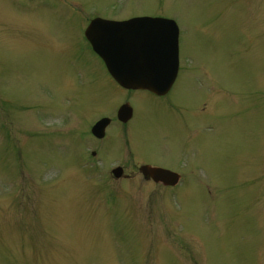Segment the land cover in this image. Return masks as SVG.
<instances>
[{
    "label": "rangeland",
    "instance_id": "rangeland-1",
    "mask_svg": "<svg viewBox=\"0 0 264 264\" xmlns=\"http://www.w3.org/2000/svg\"><path fill=\"white\" fill-rule=\"evenodd\" d=\"M155 15L180 30L175 104L207 121L165 202L83 179L55 148L109 87L64 27ZM152 102L135 106L148 149L181 165L184 129L150 131L174 120ZM0 264H264V0H0Z\"/></svg>",
    "mask_w": 264,
    "mask_h": 264
},
{
    "label": "flooded vegetation",
    "instance_id": "flooded-vegetation-1",
    "mask_svg": "<svg viewBox=\"0 0 264 264\" xmlns=\"http://www.w3.org/2000/svg\"><path fill=\"white\" fill-rule=\"evenodd\" d=\"M73 33H70L66 35L67 39L73 38ZM180 90L174 89V91H171V93L156 97L152 96L153 98V105L151 107V111L153 113H157L159 115H171L174 117V120L178 122V125H180L184 129V135L181 137L180 140V150L183 149L184 152H181V156L186 152V149H188L189 142H190V129H189V121L186 120L184 117H180L179 110L176 108L175 101L180 96ZM128 99L132 102L131 104L133 106L137 105V96L134 93H129L127 95ZM178 102V101H177ZM179 104V103H178ZM178 106V105H177ZM182 114L184 115V108L181 109ZM106 116L105 114L98 116L103 117ZM112 117V116H110ZM133 118L135 117V114L133 112ZM133 118H131L128 122L125 124H120L116 122H110L108 127L105 129V133L103 138L96 139L89 135L87 141L85 142V145L87 149L89 150V155L83 151V149L80 148L73 150L71 152V157L73 158L74 164L80 165V166H88L93 164V159H98L103 161L105 159V156H107V150H106V143H108V140L112 142V145L114 146L113 141L116 140L115 145H119L120 150L116 151V154L112 155L114 156V159L117 161L114 163L115 165L121 166L123 169L122 178L119 181H126V180H133L135 177H138L139 174L135 173L136 169L141 164H152L156 166H160L166 169H169L171 171H175L179 173V180L178 184L180 186H183V183L185 180L183 179L186 171L189 168V153L186 152L185 156L183 157V162L181 163H175L178 160V156L175 157L174 161H168L167 163H163L166 161H158V158L154 155L156 152L154 150L148 149L149 141L146 142L145 136L142 134V129L140 130V126L137 125L136 128L131 126L135 120L132 122ZM98 119V118H97ZM173 121V120H172ZM132 122V123H131ZM200 123V122H199ZM177 126L172 125L169 123V120H162V121H152V126L150 128V131L154 130V133L156 134V131L160 133V135H163L165 137L166 130L175 129ZM149 151L150 154L154 155L155 158H149V153L146 152ZM162 157V156H161ZM111 160L110 162H112ZM109 161H107V164ZM110 166H113L110 165ZM182 166V167H181ZM142 178L143 181L147 182L148 184H152V186L156 187H162L166 188L162 184L155 183L150 179Z\"/></svg>",
    "mask_w": 264,
    "mask_h": 264
},
{
    "label": "water",
    "instance_id": "water-1",
    "mask_svg": "<svg viewBox=\"0 0 264 264\" xmlns=\"http://www.w3.org/2000/svg\"><path fill=\"white\" fill-rule=\"evenodd\" d=\"M159 20H132L128 22H94L92 27H102L103 32L107 34L106 42L103 43L93 40V46L103 56L107 52L109 57L105 60H117L118 68H122L121 64L127 61L126 55L131 52L127 64L131 70V75L119 73L118 78L121 82L127 81L137 84L138 81H143L141 75L136 74V68H155L154 51L151 52L152 46L158 43L151 29L156 26ZM161 22V21H160ZM122 34L119 38L117 34ZM150 51V52H148ZM106 55V54H105ZM172 55V54H171ZM170 64L173 63V58L170 56L166 59ZM121 63V64H120ZM163 58L158 62V66H162ZM126 66V64H125ZM130 73V72H129Z\"/></svg>",
    "mask_w": 264,
    "mask_h": 264
}]
</instances>
